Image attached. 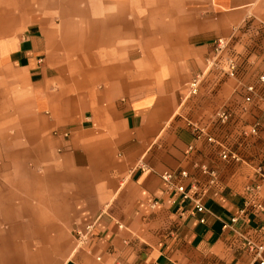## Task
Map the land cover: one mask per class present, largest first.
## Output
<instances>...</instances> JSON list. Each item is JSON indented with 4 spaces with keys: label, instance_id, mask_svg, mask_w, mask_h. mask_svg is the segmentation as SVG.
Listing matches in <instances>:
<instances>
[{
    "label": "crops",
    "instance_id": "0c3cea01",
    "mask_svg": "<svg viewBox=\"0 0 264 264\" xmlns=\"http://www.w3.org/2000/svg\"><path fill=\"white\" fill-rule=\"evenodd\" d=\"M260 77L264 0H0V264L264 260Z\"/></svg>",
    "mask_w": 264,
    "mask_h": 264
},
{
    "label": "built area",
    "instance_id": "2783aa9c",
    "mask_svg": "<svg viewBox=\"0 0 264 264\" xmlns=\"http://www.w3.org/2000/svg\"><path fill=\"white\" fill-rule=\"evenodd\" d=\"M228 47V41L224 38H218L213 42V51H212V57L210 59V66L217 68L219 70H221L222 72H226L227 74H233L234 70L236 68V64H235V58L233 57H227L224 60L226 69H224L223 67H221L222 64V55L224 54L225 50ZM203 80V73L202 72H197L195 73L192 78L189 80V82H187L186 84V92L188 96H192V95H196L198 93L199 90V86L201 84V81ZM260 81H264V77H260ZM253 87L252 86H248L247 87V91L248 92H253ZM246 100H250L249 96L246 97ZM218 118L220 120V122H225L228 118V114L226 111H221L218 114ZM65 136H67V133L64 134ZM201 135V131L197 134V136ZM208 141H212V138L210 136L207 137ZM222 157L223 158H227V155L225 152H222ZM234 159H236L234 157ZM187 173L186 171H180L179 172V177L182 178H186ZM173 174L170 172H163L161 174V178L168 182V189L169 190H174L176 193L180 194L181 197L183 199L189 198V191L187 190L186 186L182 183H172ZM194 208L196 212H203L204 211V207L201 204L200 200L198 198L194 199ZM235 219H233L234 221ZM203 221V220H201ZM90 225L86 227L87 231H89L90 229ZM256 263L257 264H264V260L261 257H258L256 259Z\"/></svg>",
    "mask_w": 264,
    "mask_h": 264
},
{
    "label": "rangeland",
    "instance_id": "374dc122",
    "mask_svg": "<svg viewBox=\"0 0 264 264\" xmlns=\"http://www.w3.org/2000/svg\"><path fill=\"white\" fill-rule=\"evenodd\" d=\"M185 89H186V85H185ZM187 93V92H186Z\"/></svg>",
    "mask_w": 264,
    "mask_h": 264
}]
</instances>
